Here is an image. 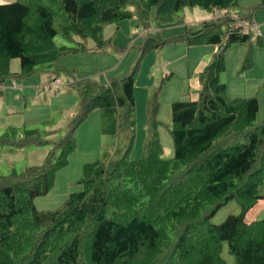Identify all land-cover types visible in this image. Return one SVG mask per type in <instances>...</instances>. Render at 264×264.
I'll return each instance as SVG.
<instances>
[{
	"label": "trees",
	"instance_id": "obj_1",
	"mask_svg": "<svg viewBox=\"0 0 264 264\" xmlns=\"http://www.w3.org/2000/svg\"><path fill=\"white\" fill-rule=\"evenodd\" d=\"M237 6L240 0L0 4V97L8 79L31 76L54 67L62 56L90 51L59 47L55 42L59 33L68 42L75 37L91 39L96 43L91 52L104 53L113 47L111 39L103 37L105 27L137 19L146 32L135 46L140 54L137 64L124 77L104 85L81 81L72 85L80 93V104L64 138L51 142L36 129L25 130L18 138L16 128L0 138V147H53L44 164L0 178V264H227L222 257L225 242L236 264H264V220H246L264 200V121L256 123L260 104L256 96L231 98L220 80L234 45L245 51L239 73L254 67L264 35L259 32L254 39L248 31L256 13L264 10V0L244 8L246 14L238 19L228 12ZM186 7L225 15L168 36L152 29V20L171 25ZM176 44L213 46L216 52L200 73L198 99L172 104L174 158L164 157L157 89L146 102L144 158L134 161L130 154L136 139L140 67L150 53ZM14 59H20V73L12 74ZM98 110L117 122L109 134L130 135L127 151L117 159L85 164L79 181L83 190L71 194L58 210L38 211L34 200L53 189L58 171L68 166L77 149L76 132ZM56 152L60 155L54 161ZM233 200L240 205V214L212 224Z\"/></svg>",
	"mask_w": 264,
	"mask_h": 264
},
{
	"label": "rangeland",
	"instance_id": "obj_2",
	"mask_svg": "<svg viewBox=\"0 0 264 264\" xmlns=\"http://www.w3.org/2000/svg\"><path fill=\"white\" fill-rule=\"evenodd\" d=\"M14 1L0 0V3L11 4ZM260 1L240 0V6L228 10L229 15L236 19L241 18L246 14L244 8ZM221 15H225V12H210L199 7H186L175 15L173 24L164 26L152 20L151 26L152 29L162 30L164 35L168 36L184 31L187 26L198 29L202 22ZM257 15L259 19L264 18V10ZM154 17L155 10L152 11V18ZM254 20L256 22V17L253 18ZM244 25L248 26V24ZM254 26L255 24L248 33L251 32L256 39L258 31ZM145 33L137 19L109 25L105 27L103 37L111 39L113 47L104 53L91 52L96 47V43L91 39L75 37L74 42H68L59 33L55 38L59 47L84 48L90 51L62 56L54 67L44 68L42 72L31 76L8 79L4 84V94L0 98V138L10 128L19 130L18 138L25 130L34 129L40 132L42 138H48L51 142L64 138L68 132V123L77 114L80 104V93L74 87L79 85V81L104 85L111 78L124 77L137 64L140 54L135 46L139 44ZM239 47L243 46H234L232 51ZM215 52L213 46L176 44L152 52L144 59L135 87L137 126L135 145L130 154L132 160L144 158V146L148 141V131L144 126L146 102L157 89H160L159 134L164 148V157L167 160L174 158L171 137L172 104L181 100L198 99L200 73L211 62ZM262 52L264 53V50ZM10 67L12 74L20 73V59L12 60ZM257 67L259 68V64ZM260 69L262 70V66ZM239 71L233 74L228 66L227 70L221 74V82L224 84L236 83L235 81L245 83L246 76L253 77L256 73L254 71L252 74H240ZM257 92L255 96L259 100L260 111L256 123H261L264 121V86ZM116 126L117 122L112 117L104 110H98L79 127L76 132L77 149L70 156L68 166L58 171L53 189L47 195L34 200L38 211L58 210L71 194L81 192L83 187L79 181L83 177L85 164L97 160L117 159L125 154L130 135L127 132L109 134L108 131H112ZM52 148V145L27 146L23 149L0 147V178L9 176L13 172L22 173L30 166L44 164ZM59 155V152L55 153L54 161ZM261 193L264 194V185ZM240 212V205L233 200L213 217L211 223L221 225L229 216L239 215ZM249 216L252 220H264V200H261ZM222 257L227 264H236L235 257L230 254L226 242L223 243Z\"/></svg>",
	"mask_w": 264,
	"mask_h": 264
},
{
	"label": "crops",
	"instance_id": "obj_3",
	"mask_svg": "<svg viewBox=\"0 0 264 264\" xmlns=\"http://www.w3.org/2000/svg\"><path fill=\"white\" fill-rule=\"evenodd\" d=\"M0 4H3V3H0ZM261 11H263V10H261ZM261 11L256 13L255 29H257L258 33L260 32L262 35H264V18L259 19V17H258L259 15H257V14H260ZM234 46H237V45H234ZM171 48H173V47H171ZM232 48L229 50V52L227 54L226 62H227V67L229 66L231 68V70L233 71V74H235L236 71H238L240 68V65H241L245 51H244V47H239L238 49H234V51H232ZM215 50H216V48H215ZM262 50H264V48L256 50L254 67L250 71L245 73V74H252L255 71L256 73H255V75H253V77L248 78L246 76L245 77L246 78L245 83H242L240 81H235L236 83L227 82L226 85L228 88V95L231 98H233V97L234 98L254 97L258 93L257 92L258 89L264 86V74H262V73H264V63H263L264 53L262 52ZM258 64H259V68L257 67ZM261 66H262V70L260 69ZM199 88H200V86H199ZM199 88H198V90H199ZM3 94H4V89H3ZM263 100H264V94H263ZM260 202H261V200L258 202V204L254 208H252L248 212V214L246 216V220L248 222L255 221V220H252V218L249 216V214H251V212H253V210L256 209V207L260 204Z\"/></svg>",
	"mask_w": 264,
	"mask_h": 264
}]
</instances>
